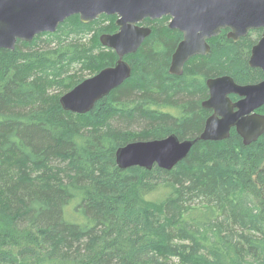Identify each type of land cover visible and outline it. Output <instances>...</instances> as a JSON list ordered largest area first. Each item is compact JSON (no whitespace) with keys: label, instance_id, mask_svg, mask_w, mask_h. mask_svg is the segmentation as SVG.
I'll return each mask as SVG.
<instances>
[{"label":"trees","instance_id":"1","mask_svg":"<svg viewBox=\"0 0 264 264\" xmlns=\"http://www.w3.org/2000/svg\"><path fill=\"white\" fill-rule=\"evenodd\" d=\"M115 19L71 15L0 48V264H264V132L197 140L169 170L115 161L130 141L197 137L208 77L264 78L248 65L252 32L234 42L223 30L175 75L181 32L145 19L129 77L87 112L64 110L62 93L115 62L99 42Z\"/></svg>","mask_w":264,"mask_h":264},{"label":"water","instance_id":"2","mask_svg":"<svg viewBox=\"0 0 264 264\" xmlns=\"http://www.w3.org/2000/svg\"><path fill=\"white\" fill-rule=\"evenodd\" d=\"M101 14L116 16V30L100 34L99 42L117 58L62 93L59 102L64 110L87 112L129 77L131 66L125 56L136 51L150 34L145 19L167 16V26L181 32L168 66V73L175 75L183 73L190 57L207 54L208 40L222 29H228L227 36L234 42L251 30L263 29L250 47L248 65L264 74V0H0V48L13 50L18 40L30 41L43 32H53L71 15L88 23ZM205 84L208 97L201 105L211 113L197 137L180 140L172 133L130 141L115 151L118 167L150 169L155 164L169 170L197 140H224L234 128L242 142L249 144L264 132V113L257 111L264 105V78L239 84L223 74L208 77Z\"/></svg>","mask_w":264,"mask_h":264},{"label":"flooded vegetation","instance_id":"3","mask_svg":"<svg viewBox=\"0 0 264 264\" xmlns=\"http://www.w3.org/2000/svg\"><path fill=\"white\" fill-rule=\"evenodd\" d=\"M168 20H169V19H168ZM143 24H144V21H143ZM144 25H146V24H144ZM223 30H224V33L226 34V37H228V36H227L228 29H222V30L220 31V33H221ZM257 30H259V32H257ZM262 31H263V29H254V30H251V31H249V32H252V34H257V35L259 34L258 36L260 37V34L262 33ZM249 32H248V33H249ZM220 33H219V34H220ZM219 34H218V35H219ZM236 99H237V97H236L234 100H236ZM263 106H264V105H263ZM263 106L260 107L257 111L260 112V113H264V112L261 111V109L263 108ZM210 113H211V111H210Z\"/></svg>","mask_w":264,"mask_h":264},{"label":"rangeland","instance_id":"4","mask_svg":"<svg viewBox=\"0 0 264 264\" xmlns=\"http://www.w3.org/2000/svg\"><path fill=\"white\" fill-rule=\"evenodd\" d=\"M259 35V34H258ZM257 34H252L251 35V39H253V40H255V42H256V40L259 38V36H258ZM254 42V43H255ZM78 72V71H77ZM85 74H88V72H81L79 75H85Z\"/></svg>","mask_w":264,"mask_h":264}]
</instances>
